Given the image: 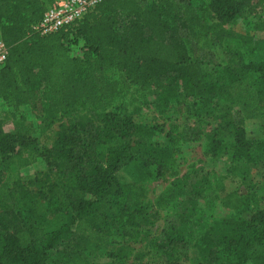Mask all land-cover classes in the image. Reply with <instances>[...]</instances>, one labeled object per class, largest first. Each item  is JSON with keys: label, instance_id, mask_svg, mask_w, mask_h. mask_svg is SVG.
Returning a JSON list of instances; mask_svg holds the SVG:
<instances>
[{"label": "trees", "instance_id": "16d2710c", "mask_svg": "<svg viewBox=\"0 0 264 264\" xmlns=\"http://www.w3.org/2000/svg\"><path fill=\"white\" fill-rule=\"evenodd\" d=\"M54 2L0 0V37L7 49L0 67V100L11 107L14 120L12 131L4 130L0 120V173L19 171L39 156L24 114L16 111L27 106L35 117L49 121L83 103L108 104L130 85L148 88L162 103L174 97L167 89L179 88L191 97L194 116L206 111L214 121L212 143L218 152L212 154L248 159L264 153V139L246 138L227 106L217 102L240 95L245 116H264V57L215 63L208 68L207 82L202 63L189 57L180 31L201 30L206 15L229 23L244 0H209L200 15L182 0H102L72 28L41 35L31 26ZM77 43L80 55L71 50ZM107 68H114L119 78H106ZM101 121L96 126L80 116L60 123L47 149V169L41 172L47 179L55 171L58 178L46 190L32 192L21 182H40L37 175L19 173L0 181V264H91L84 255L88 246L100 249L112 234L133 236L149 222L142 181L175 163L183 137L169 135L167 144L154 143L148 126L116 110L105 112ZM129 163L139 180L121 183L117 172ZM210 190V179L195 170L176 177L158 196L159 207H174L167 243L195 238L205 264L224 257L230 264H264V208L251 210L234 191L218 198L246 215L214 219L197 231L199 201Z\"/></svg>", "mask_w": 264, "mask_h": 264}, {"label": "rangeland", "instance_id": "374dc122", "mask_svg": "<svg viewBox=\"0 0 264 264\" xmlns=\"http://www.w3.org/2000/svg\"><path fill=\"white\" fill-rule=\"evenodd\" d=\"M182 1L190 3L200 15L207 10L209 0ZM244 1L240 13L229 23L219 24L213 15H206V25L201 30L194 33L185 27L180 30L189 57L202 63L207 82L211 80L208 68L215 63L249 62L264 57V0ZM71 50L74 55H80V43L73 44ZM105 77L118 79L119 73L114 68H107ZM169 91H173L174 97L162 103L156 93L148 88L130 85L108 104L95 106L83 103L59 113L49 121L35 117L29 107H22L16 113L20 111L24 114L25 123L30 127V136L36 140L38 166L36 169L24 167L19 171L1 169L0 181L19 173L37 175L40 182L29 178L21 182L32 192H37L39 187L46 190L47 184L58 178L55 171L50 172L47 179L41 174L49 162L47 149L52 145L60 123L67 124L80 116H88L94 125L101 126L103 114L107 111L116 110L128 114L135 122L148 126L150 139L159 145L167 144L169 135H181L183 138L178 143L180 151L174 155L175 163L168 166L161 175L150 176L142 181L147 191L144 203L148 206L149 222L137 228L133 236L112 234L100 249L88 246L84 255L91 264H205L200 261L198 249L194 245L195 238L167 243V232L171 221L175 219L174 207H159L156 204L158 196L176 177L196 170L206 175L211 183L210 193L200 198L196 211L198 232L206 229L214 219L245 216V210L226 207L218 197L223 191H234L248 203L251 210L264 208V153L256 152L248 159L212 154L218 152L212 143L215 126L212 118L206 111L198 118L195 117L192 98L184 95L179 88L167 89L166 93ZM239 96L234 94L220 97L217 102L227 106L232 113L231 117L243 128L246 138L264 139V116H245L238 104L241 99ZM11 111V107L0 100V120L6 131L13 129ZM117 177L121 183L139 180L133 163L123 166L117 172ZM53 224L55 222L49 225ZM229 260L224 257L216 264H230Z\"/></svg>", "mask_w": 264, "mask_h": 264}, {"label": "built area", "instance_id": "2783aa9c", "mask_svg": "<svg viewBox=\"0 0 264 264\" xmlns=\"http://www.w3.org/2000/svg\"><path fill=\"white\" fill-rule=\"evenodd\" d=\"M102 0H55L48 6L42 18L31 26L41 35L55 32L61 28H72L76 22ZM72 38L73 35L70 34ZM7 57V49L0 37V67Z\"/></svg>", "mask_w": 264, "mask_h": 264}, {"label": "crops", "instance_id": "0c3cea01", "mask_svg": "<svg viewBox=\"0 0 264 264\" xmlns=\"http://www.w3.org/2000/svg\"><path fill=\"white\" fill-rule=\"evenodd\" d=\"M36 166H38V162H37V160H36L33 164H31V166L29 165V166H27V167H28V168L32 167V168L36 169Z\"/></svg>", "mask_w": 264, "mask_h": 264}]
</instances>
